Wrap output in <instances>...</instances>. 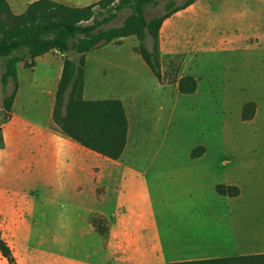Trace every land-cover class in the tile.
Instances as JSON below:
<instances>
[{
    "label": "crops",
    "instance_id": "crops-1",
    "mask_svg": "<svg viewBox=\"0 0 264 264\" xmlns=\"http://www.w3.org/2000/svg\"><path fill=\"white\" fill-rule=\"evenodd\" d=\"M33 1L8 0L15 14ZM55 1L83 7L100 0ZM261 12L264 0H196L174 12L159 31L163 76L165 63L179 57L178 81L193 75L196 95L204 59L219 49L245 47L251 39L264 50V21H253L261 29L254 37L242 34L245 17ZM229 25L241 34L221 36L216 30ZM138 47V38L128 35L85 54L84 98H119L125 106L129 127L119 159L83 146L56 127L62 54L38 55L31 67L18 63L13 111L1 126L0 217L7 221L8 234L49 237L50 251L81 252V264H168L264 254V177L257 162L243 160L221 170L233 161L213 162L208 147L191 158L190 166L158 168L137 153L145 109L156 105L159 114L169 101L164 77L160 81L154 75ZM153 76L156 81L146 84ZM234 78L225 82L232 85ZM213 87L211 81L206 90L213 93ZM3 98L0 92V108ZM130 110L136 113L134 123ZM258 113L257 105L251 118L241 119L254 120ZM220 183L237 186L239 193H219ZM94 215L105 218V233L93 223ZM73 236L83 237L82 243L68 238ZM61 237H67L63 243L57 241Z\"/></svg>",
    "mask_w": 264,
    "mask_h": 264
},
{
    "label": "rangeland",
    "instance_id": "rangeland-1",
    "mask_svg": "<svg viewBox=\"0 0 264 264\" xmlns=\"http://www.w3.org/2000/svg\"><path fill=\"white\" fill-rule=\"evenodd\" d=\"M183 1L178 0V3ZM113 5L111 4L110 7ZM95 11L98 20L104 15L115 12L113 9L98 7ZM164 12V2L158 5L150 3L144 7L147 20ZM129 13H131L130 8L118 11L117 16L103 26L105 28L120 26ZM256 19L259 20L256 23L263 22L264 13L261 12L255 18L252 15L245 17L247 26L242 34L247 39L254 37L261 30L252 26ZM92 22L91 20L86 23ZM216 30L221 36L232 35L236 31L241 34V29L232 25L225 28L218 26ZM250 40H248L250 44L248 46L233 50L219 49L204 59L201 90L196 95L181 94L178 90L177 81L182 71L181 59L175 57L167 61L163 83L168 89L169 101L165 102L166 107L164 110L160 109L159 114H156L159 109L156 105L145 109L141 122L144 133L142 132L141 138L137 137L139 140L137 153L142 151L144 158H148L149 162L158 168L186 167L194 163L191 158L197 157L195 154L199 156L210 147L209 157L214 160L213 162L233 161L223 167L221 165V170L231 169L243 160H249L250 163H258L264 177V50L257 48L254 41ZM145 44L148 49L153 50L154 39L151 36L148 37ZM62 55L75 60H78L80 56L74 51ZM210 64L213 65V72L209 67ZM233 72L235 76H232ZM232 77H236L234 78L236 82L232 85L227 84L226 78ZM154 81H156L154 76L151 83L148 77L145 79L148 85ZM211 81L215 89L213 93L206 90ZM245 102L247 103L241 109ZM257 105L259 113L254 120L241 119V116L243 119L251 118L257 110ZM130 114L134 123V120H137L135 110H130ZM92 220L99 231L101 228L107 229L105 218L94 215ZM0 231L12 248L18 264H81V252L50 251L49 237L8 234L11 230L8 229L7 221L1 217ZM66 238L61 237L57 241L63 243V239L65 241ZM68 238H72L75 244H80L83 237ZM0 264H11L1 251Z\"/></svg>",
    "mask_w": 264,
    "mask_h": 264
},
{
    "label": "trees",
    "instance_id": "trees-1",
    "mask_svg": "<svg viewBox=\"0 0 264 264\" xmlns=\"http://www.w3.org/2000/svg\"><path fill=\"white\" fill-rule=\"evenodd\" d=\"M196 0H100L75 7L55 0H34L25 12L15 14L8 0H0V92L4 94L0 108V126L11 116L18 88L17 66L21 61L27 67L35 63V57L53 49L62 54L74 51L78 60L65 57L62 77L56 95L53 120L56 127L83 146L112 159H119L127 144L128 117L124 103L119 98L86 99L83 96L85 54L97 47L128 35L139 40L138 50L154 75L163 80L159 52V31L165 18L186 8ZM164 2L165 12L146 19L144 7ZM114 4L113 7H110ZM113 9L115 12L97 19L95 8ZM130 8L122 25L105 28L116 12ZM93 21L92 23H86ZM154 39L153 50L145 41ZM13 82L10 91L8 86ZM197 79L190 74L178 81V90L192 94L197 89ZM3 136L0 133V147ZM195 156H198L195 154ZM219 193L235 195L239 188L218 184ZM106 232V229L103 230ZM0 251L9 263L18 264L12 248L0 231ZM168 264H264V254L222 257L201 260L176 261Z\"/></svg>",
    "mask_w": 264,
    "mask_h": 264
},
{
    "label": "built area",
    "instance_id": "built-area-1",
    "mask_svg": "<svg viewBox=\"0 0 264 264\" xmlns=\"http://www.w3.org/2000/svg\"><path fill=\"white\" fill-rule=\"evenodd\" d=\"M53 52H59L57 49H53Z\"/></svg>",
    "mask_w": 264,
    "mask_h": 264
},
{
    "label": "water",
    "instance_id": "water-1",
    "mask_svg": "<svg viewBox=\"0 0 264 264\" xmlns=\"http://www.w3.org/2000/svg\"><path fill=\"white\" fill-rule=\"evenodd\" d=\"M0 133H1V126H0Z\"/></svg>",
    "mask_w": 264,
    "mask_h": 264
}]
</instances>
